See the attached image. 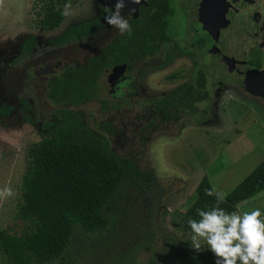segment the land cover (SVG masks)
<instances>
[{
    "label": "rangeland",
    "instance_id": "obj_1",
    "mask_svg": "<svg viewBox=\"0 0 264 264\" xmlns=\"http://www.w3.org/2000/svg\"><path fill=\"white\" fill-rule=\"evenodd\" d=\"M50 2L53 3L54 0H3V4H0V106L9 107L8 114L0 117V132L8 134L7 139L0 138V188L9 186L14 192L13 197L0 201V232L5 231L11 235L20 234L27 226V222L16 216V212L21 204V178L30 166L27 150L31 144L39 140V125L37 121L31 122L33 115L22 110L20 104L15 102L8 81L1 76L6 75L9 61L25 40L31 37L36 40L35 52L39 54L38 56L45 51L51 53L55 49L48 44L49 40L62 34L66 27L87 22L95 18L100 10L111 8L109 0H65L61 5L55 4L63 14L65 11L68 13L64 14L60 25L55 29L43 30L39 28V24L45 6ZM167 6L165 32L169 37L198 32L194 24L192 0H167ZM95 32L77 44L62 47L66 54L72 49L77 53L83 51L81 56L71 57L76 64H80L88 55L96 53L100 44L107 40L109 28L96 29ZM180 45L182 46V40ZM165 48L171 52V48ZM181 61L182 58L175 55V59L165 63L164 70L177 67ZM149 67L152 69L149 72L157 68L154 65ZM213 68L212 66L210 74L215 72ZM149 69L145 67V71ZM230 72L237 76L229 73L226 78V82L229 81L228 84L233 85V90L221 89L219 97L216 93L212 94L209 104L196 103L194 118L197 117V112L200 113V109L208 111L205 121L204 116L200 115L199 119H195V124L189 123L188 120L182 123V120L180 121L182 115L177 114L175 122L168 123V126L161 129L162 125L158 124L159 115H156L153 121L156 126H160L158 130L161 131L158 132L157 127L148 124L144 127L146 120L135 119V114L139 116L145 114L149 118L151 112L144 111L145 107L149 109L154 107L149 103L135 107L129 101H124L116 108L103 109L100 102L95 100L78 106L80 117L96 133H101L98 128L99 122L110 121L118 131L112 136L104 134L108 148L125 158H131L141 171L151 169L155 177L154 187L149 194L145 197L140 196L132 211L131 208L123 211L121 223L124 231L119 236L118 249L114 252L132 243L133 227L138 221L144 224L150 221L151 225L160 227L165 234L171 233L191 247L192 233L188 224L183 222L182 209L191 204L194 188L199 179L206 176L211 188L215 186L217 190L229 193L264 158V72ZM36 82L39 83L38 80ZM40 91L38 85L36 92ZM105 91L102 88L100 96L103 98H107ZM30 93L33 94L32 91ZM189 107L191 108L192 104ZM214 107L218 110L215 111L217 116H212ZM39 108L38 116L46 118L49 113L47 106L41 104ZM126 122L129 130L125 129L123 136L121 130L125 128ZM185 124L186 129L181 132ZM122 141L123 145L117 147ZM125 205L129 206L127 201ZM254 206L264 212V205L255 203L243 205L239 209L243 212L256 208ZM239 209L236 211L239 212ZM155 232L157 240L153 246L157 248L160 244L157 237L160 231ZM110 249L80 251L72 264H107L105 259ZM148 254L149 251L138 248L136 262L146 264ZM0 264H11L1 251ZM51 264L57 263L54 261Z\"/></svg>",
    "mask_w": 264,
    "mask_h": 264
},
{
    "label": "trees",
    "instance_id": "obj_2",
    "mask_svg": "<svg viewBox=\"0 0 264 264\" xmlns=\"http://www.w3.org/2000/svg\"><path fill=\"white\" fill-rule=\"evenodd\" d=\"M149 1V7L143 11L145 19L131 26V38L137 44L144 42V34L148 41L156 39L159 11L166 2ZM64 2L54 0L45 6L39 28L51 30L60 25L64 14L55 4ZM106 15L108 13L101 10L96 19L70 26L50 42L60 45L86 39L93 34L94 27L103 25L101 20H105ZM126 42L121 40L117 47L108 44L78 68H70L60 79L49 81L48 97L53 105L60 106L50 110L51 117L40 121L39 140L27 150L30 166L21 178V204L16 212L27 226L18 235L0 232V251L11 264H51L54 261L72 264L80 251L107 248H111L106 254L107 264H138L135 260L138 248L149 251L146 264H214L210 252L196 253L184 241L171 233L165 234L150 221L134 224L132 243L114 252L124 231L123 211L126 208L132 211L140 196L149 194L155 177L151 169L141 171L131 158L108 148L103 134L96 133L80 117L77 108L94 94L95 78L102 69L123 62ZM34 45L32 38L26 40L19 59L27 57ZM107 107L103 102L101 108ZM8 112L9 107L0 106V117ZM35 121L36 118L31 122ZM98 128L113 134L109 121L100 122ZM210 188L207 177L202 176L194 188L191 204L184 211L185 224L189 219H199L197 209L208 210L215 205V197L206 194ZM262 190L264 158L231 189L220 207L233 212L238 203ZM126 201L128 207H125ZM155 231L161 232H158L157 248L153 246L157 240Z\"/></svg>",
    "mask_w": 264,
    "mask_h": 264
},
{
    "label": "flooded vegetation",
    "instance_id": "obj_3",
    "mask_svg": "<svg viewBox=\"0 0 264 264\" xmlns=\"http://www.w3.org/2000/svg\"><path fill=\"white\" fill-rule=\"evenodd\" d=\"M144 1V4L140 3L138 5L135 16L121 9V15L128 20L131 26L138 20L142 22L145 19L143 11L144 8L149 7L150 1ZM192 1L194 5V24L198 29L197 33L187 32L175 37L167 35L165 32L168 15L167 0L159 11L158 20L160 22L157 26V34L154 41H148L147 35L144 34V42L137 44V41L131 38V34H120L115 27L107 26L108 24L105 20H101L103 25L94 27L93 34L96 33V29L109 28L108 38L100 44V48L95 51L96 53L83 58L80 64L99 54L101 49L108 44H113L114 47H117L121 40L127 41V51L123 62L114 63L102 69L95 78L94 94L87 101L80 103V105L98 100L100 106L105 102L108 105L106 109H108L116 108L118 104L124 101H129L135 107L149 103L154 107L152 109L145 107L144 111L149 110L151 117L149 116L148 118L145 114L143 116L135 114V119L146 120L144 127H147V124L151 127L155 126L159 132L161 131L158 130L160 126H156L153 121L156 115H159L158 124L162 125L161 129L164 126H168V123L175 122L177 114L182 115L180 119L182 123L188 120L189 123L195 124V119H199L200 115L201 117L204 116V119H202L205 121L208 109H200V113L197 112V117L194 118L196 113L195 105L196 103L209 104L212 94L215 95L216 93L217 97H219V90L224 88L232 89L233 85L228 84L229 81L226 82V78L229 73L235 77L237 76L230 71L264 72V2L262 0ZM109 2L111 5L110 9H113L116 0H109ZM100 12L101 10L91 20L96 19ZM105 24L106 26H104ZM75 25L77 24L73 26ZM70 26L66 27L65 31ZM31 38L35 45L29 50L27 57L24 59H19L18 57L25 40L21 44L20 49L17 50L16 55L9 61L6 75L1 76V78L8 81L15 97V102L20 104L22 110L30 112L33 115L32 120L36 118L39 125L43 118L38 116L41 104L47 106L48 116L52 108L60 106L53 105L48 97L47 86L49 81L55 78L60 79L70 68H78L80 64H76L71 57H79L83 54V51L81 50L77 53L72 49L69 54H66L62 47L68 43L54 44L50 42L54 39H51L48 44L55 50L51 53H46L45 51L38 56L39 54L35 52L37 50L36 40L33 37ZM83 40L85 39L81 41ZM180 40H182V46L180 45ZM79 42L69 44H77ZM165 47L171 48V52H168ZM175 55H179L182 58L181 64L179 63L177 67L165 71V63L168 60L175 59ZM153 65L157 68L152 71L154 74L151 75L152 72L149 71L152 69H149V66ZM212 66L215 72L210 74L212 73ZM145 67L149 69L146 70L147 72ZM220 79L225 81L222 82ZM37 80L39 83L36 82ZM38 85L41 89L39 93L36 92ZM102 88L106 90V96L111 102L107 101L106 97L100 96ZM235 88L237 89V86ZM99 96L100 98H98ZM190 104H192L191 108L189 107ZM213 110L212 116H217L215 111L218 110L215 107ZM52 120L56 119L53 118ZM109 123L112 126L110 121ZM126 124L127 122L125 123V128L121 130L123 136L125 135V129L129 130ZM185 129L186 124L184 128L182 127L181 132H184ZM117 131V128L113 127V134ZM99 134H103L104 137H106L105 135H113L102 133V131ZM122 143L123 141L117 144V147H121Z\"/></svg>",
    "mask_w": 264,
    "mask_h": 264
},
{
    "label": "clouds",
    "instance_id": "obj_4",
    "mask_svg": "<svg viewBox=\"0 0 264 264\" xmlns=\"http://www.w3.org/2000/svg\"><path fill=\"white\" fill-rule=\"evenodd\" d=\"M141 0H131L139 4ZM3 4V0H0ZM125 0H116L113 9H105V22L115 27L120 34H131V25L121 15ZM67 15V11L64 13ZM19 135V133H15ZM7 132H0V138L7 139ZM215 197V205L208 210L197 209L199 219H189L191 249L196 253L208 251L214 264H264V212L259 207L243 212H227L220 207L226 202L228 193L213 186L206 190ZM14 196L9 186L0 188V201ZM187 211V209H182Z\"/></svg>",
    "mask_w": 264,
    "mask_h": 264
},
{
    "label": "crops",
    "instance_id": "obj_5",
    "mask_svg": "<svg viewBox=\"0 0 264 264\" xmlns=\"http://www.w3.org/2000/svg\"><path fill=\"white\" fill-rule=\"evenodd\" d=\"M249 203H255L256 205H264V190L260 191L259 193L255 194L254 196L250 197L249 199H246V200L238 203L236 206V209H239L243 205L246 206ZM254 207H256V206H254ZM236 209H235V211H236ZM239 212H242L241 209H239Z\"/></svg>",
    "mask_w": 264,
    "mask_h": 264
},
{
    "label": "water",
    "instance_id": "obj_6",
    "mask_svg": "<svg viewBox=\"0 0 264 264\" xmlns=\"http://www.w3.org/2000/svg\"><path fill=\"white\" fill-rule=\"evenodd\" d=\"M140 3H143L144 4L145 1L144 0H141ZM138 5L137 4H134V3H131V0H125V7L123 8V10L128 11L132 15L135 16L137 14V7H138Z\"/></svg>",
    "mask_w": 264,
    "mask_h": 264
}]
</instances>
